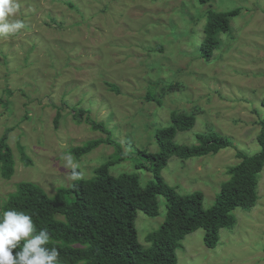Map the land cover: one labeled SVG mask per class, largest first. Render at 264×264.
<instances>
[{
  "label": "rangeland",
  "instance_id": "1",
  "mask_svg": "<svg viewBox=\"0 0 264 264\" xmlns=\"http://www.w3.org/2000/svg\"><path fill=\"white\" fill-rule=\"evenodd\" d=\"M26 27L0 37V138L14 157L10 179L0 176V202L20 182L39 185L49 196L70 190L73 170L90 179L114 148L100 145L82 157L71 150L105 138L72 108L110 132L124 157L109 168L113 176L134 174L141 186L154 182L136 170L137 154H155V132L171 125V114L194 115L192 129L174 143L195 146L199 135L227 138L232 147L181 160L171 157L161 171L178 195L202 194L215 203L226 171L238 163L236 151L255 155L264 97V0H18ZM238 11L229 30L217 36L207 60L201 45L209 13ZM107 83L114 88L107 86ZM117 90V91H112ZM59 114L57 127L54 119ZM28 159L25 165L22 154ZM71 156V164L68 157ZM252 208H236L234 224L219 231L213 249L203 230L187 235L176 250L177 264H264V166ZM150 218L138 211L137 242L163 223L165 201Z\"/></svg>",
  "mask_w": 264,
  "mask_h": 264
},
{
  "label": "trees",
  "instance_id": "2",
  "mask_svg": "<svg viewBox=\"0 0 264 264\" xmlns=\"http://www.w3.org/2000/svg\"><path fill=\"white\" fill-rule=\"evenodd\" d=\"M237 14L236 10L207 16L201 45L207 60L218 47L217 36L229 30V19ZM107 86L114 88L108 83ZM261 106L263 117L258 122L256 136L259 152L247 156L235 150L238 163L227 169L229 179L221 184L214 205L208 209L202 206L200 192L178 195L162 179L161 171L171 157L186 160L232 147L227 138L216 134L199 135L195 146L177 145L173 142L176 134L192 129L195 117L185 113L171 114V125L155 132L158 152L137 154L140 160L135 164L136 170L144 169L154 177V182L141 186L137 175L113 176L109 173L111 166L124 160L122 155L117 156L120 145L111 139L103 124L94 122L89 116L82 120L81 113L72 108L77 124L84 122L106 137L87 141L73 148L71 154L79 158L100 145H107L114 148L112 157L116 159L110 158L96 167L92 178L76 179L69 191L58 188L52 196L37 184L20 182L15 191L0 202V213L14 209L31 215L37 231L46 228L49 232L51 239L47 246L60 252V264H177L176 250L187 235L203 230L204 246L213 249L218 243L219 231L233 226L232 212L236 208L247 210L254 206L257 178L264 166V97ZM59 117L57 113L55 127ZM6 139V136L0 138V176L4 180L10 179L15 166ZM23 161L29 164L25 156ZM73 171L78 173V170ZM158 197L165 201V218L158 229L146 236L149 247L143 249L137 242L136 215L140 211L147 217H157ZM19 250L18 247L16 251Z\"/></svg>",
  "mask_w": 264,
  "mask_h": 264
},
{
  "label": "clouds",
  "instance_id": "3",
  "mask_svg": "<svg viewBox=\"0 0 264 264\" xmlns=\"http://www.w3.org/2000/svg\"><path fill=\"white\" fill-rule=\"evenodd\" d=\"M19 7L18 0H0V37L15 35L26 27L22 20L10 19ZM68 161L71 164V156ZM79 175L73 171L72 179ZM50 239L47 229L37 231L26 212L9 209L0 213V264H60V252L47 246Z\"/></svg>",
  "mask_w": 264,
  "mask_h": 264
}]
</instances>
